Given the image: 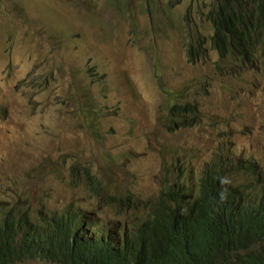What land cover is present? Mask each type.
Segmentation results:
<instances>
[{
    "label": "rangeland",
    "instance_id": "374dc122",
    "mask_svg": "<svg viewBox=\"0 0 264 264\" xmlns=\"http://www.w3.org/2000/svg\"><path fill=\"white\" fill-rule=\"evenodd\" d=\"M219 1L0 0V206L31 217L68 206H101V221L144 215L143 200L178 176L177 165H190L197 189L220 149L264 164V51L247 63L214 49ZM190 45L204 60L190 59ZM198 78L201 120L185 116L171 130L159 87ZM81 166L99 193L73 188L71 168ZM125 175L141 181L136 201L117 211L107 192L121 190Z\"/></svg>",
    "mask_w": 264,
    "mask_h": 264
},
{
    "label": "clouds",
    "instance_id": "9594fccd",
    "mask_svg": "<svg viewBox=\"0 0 264 264\" xmlns=\"http://www.w3.org/2000/svg\"><path fill=\"white\" fill-rule=\"evenodd\" d=\"M234 6L241 16L248 15L251 18L254 27L264 31V1L254 0L250 4L247 0H237ZM255 36L260 38L259 45L252 48L250 44L251 49L247 51L243 49L244 47L240 50L231 48L227 54L222 55L214 45L213 47L221 56L237 53V55H242L243 61L250 63L253 59L254 49L261 47L262 51H264V33L259 31ZM187 49L190 59L204 60L199 49L195 50L191 45ZM190 65L195 66L196 64L191 62ZM205 83V80L198 78L194 83H180L173 90L160 88L157 82V86L161 90L165 100V109L167 111L165 122L171 130L173 127L179 125V122L183 121L185 116L190 117L193 121L201 120L197 106V97L201 94ZM193 86L195 87L193 88ZM230 99H233L237 103H242L239 95L236 93L231 94ZM4 109V106L1 105L0 111ZM228 120L235 122L230 119ZM220 152V156L214 160L211 166L214 168L215 164L218 163L217 169L220 174L215 173L212 168H208L202 180L212 175H223L224 183L221 185L227 189V196L222 199V202L234 199L236 203L241 205L239 208L242 213H250L253 217H262L263 219L253 218L251 220H242L241 216L238 215L233 218L235 225L233 223L231 228L226 229V233L224 234L225 224L222 221H213L204 212V209H209V206L202 200L201 189L199 190L202 180L198 182L197 189H194L193 182L189 178L190 173L187 174V177L185 175V172L190 169V165H177L174 163L177 165L179 171L178 176L170 182L165 180L163 187L161 186L155 195L143 200V204L147 207V212L144 215L125 210L123 215L121 214L117 218H112L117 219L118 222H111V219L101 221V206H97L95 211L84 208L81 210L91 211L92 215L89 217V220H86V223H82L80 227L76 228L78 235L99 241L102 236L101 230L103 229L109 235L106 250L115 249L122 264H151L155 258L165 259L168 256L162 233L160 232V237L156 236L153 229L149 230L148 233H138L128 229L125 224L129 223L137 227L138 223L145 218L147 220H154V223L158 222L163 216L171 213L175 207L180 205L179 215L182 222L178 226V233L181 240L180 244H185V249H190L192 252L195 248L190 245L193 244L197 245V248L209 246L212 233L218 229H223L219 237V247L222 248L224 263L229 261L247 263L253 256H257L260 260L258 264H264V237H258L254 225V221L256 220L264 221V164L253 158H242V160H239L241 157L230 154L223 149H220ZM176 158H182L180 150ZM234 160H238V165L234 164ZM130 164H132L129 165L131 169H138L136 162L131 160ZM220 167H229V170L221 171ZM71 172L73 179L70 183L74 189H79L80 185H84L87 187L89 193H99L100 180L88 167L81 166L76 169L72 167ZM178 178L187 181L188 186L185 185L186 182H176ZM140 181V178L135 177L132 179L128 175H125V185L121 190H117L114 194L107 192V203L117 205V211H119V208L127 207L129 202L136 201L134 191ZM169 186L176 188L177 193L170 190ZM165 189L166 191L164 192ZM68 207L72 208L70 206ZM133 213L135 216H133ZM126 215H130V217L121 218ZM136 215H140L142 219H138ZM137 219L138 221H135ZM90 222L92 224H88ZM236 233H239L241 243L238 248L232 249L229 238ZM155 238L158 240H155Z\"/></svg>",
    "mask_w": 264,
    "mask_h": 264
},
{
    "label": "trees",
    "instance_id": "16d2710c",
    "mask_svg": "<svg viewBox=\"0 0 264 264\" xmlns=\"http://www.w3.org/2000/svg\"><path fill=\"white\" fill-rule=\"evenodd\" d=\"M237 0H221L219 4L213 5L210 22L214 28L211 40L214 47L220 54H227L231 48L249 50L259 45L260 38L256 33L263 30L254 27L251 18L241 16L234 6ZM262 4V3H261ZM263 6V4H262ZM218 163L212 168L217 174ZM186 182L181 178L176 182ZM224 177L212 175L201 181L202 200L207 203L209 209H204L206 215L216 222H223L224 234L230 229L234 217L240 215L242 220H251L250 213H242L240 204L234 199L222 202L227 196V189L221 184ZM168 188V187H167ZM189 188V187H188ZM169 189L176 192V188L169 186ZM190 189V188H189ZM166 189L164 190V192ZM173 195H175L173 193ZM180 205L175 207L171 213L163 216L158 222L143 219L137 227L125 224L128 229L138 233L155 232L160 237V232L165 241V249L168 256L165 259L155 258L151 264H258L260 260L253 256L247 263L229 261L224 263L222 248L219 247V237L223 229L212 233L209 246L190 245L194 250L185 249L186 245L181 243L178 233L180 219ZM92 215L91 211L66 208L59 211L39 208L37 216L31 217L27 213L19 212L15 206L4 208L0 206V264H11L14 260H23L26 257L37 260H44L54 264H122L115 249L106 250L108 233L101 230L100 240H92L78 235L76 228L86 223ZM142 219L140 215H136ZM135 220V221H138ZM73 221V222H71ZM111 222H118L111 219ZM88 224H92L91 222ZM254 225L258 237H264V221L256 220ZM224 236V235H223ZM223 238V237H222ZM155 240H158L155 238ZM232 249L240 246L239 233L229 238Z\"/></svg>",
    "mask_w": 264,
    "mask_h": 264
}]
</instances>
